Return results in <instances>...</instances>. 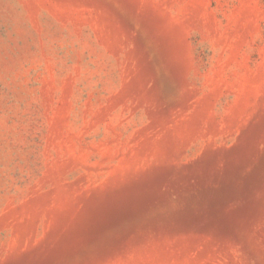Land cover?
Listing matches in <instances>:
<instances>
[{"label":"rangeland","instance_id":"1","mask_svg":"<svg viewBox=\"0 0 264 264\" xmlns=\"http://www.w3.org/2000/svg\"><path fill=\"white\" fill-rule=\"evenodd\" d=\"M0 264H264V0H0Z\"/></svg>","mask_w":264,"mask_h":264}]
</instances>
